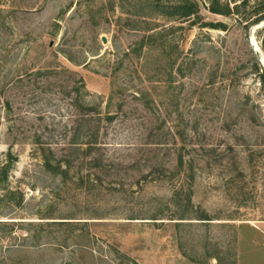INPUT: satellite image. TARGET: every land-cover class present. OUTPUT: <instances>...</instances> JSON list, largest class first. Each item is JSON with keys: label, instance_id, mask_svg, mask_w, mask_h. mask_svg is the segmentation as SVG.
Wrapping results in <instances>:
<instances>
[{"label": "rangeland", "instance_id": "rangeland-1", "mask_svg": "<svg viewBox=\"0 0 264 264\" xmlns=\"http://www.w3.org/2000/svg\"><path fill=\"white\" fill-rule=\"evenodd\" d=\"M185 1L0 0V264H264V0Z\"/></svg>", "mask_w": 264, "mask_h": 264}, {"label": "trees", "instance_id": "trees-1", "mask_svg": "<svg viewBox=\"0 0 264 264\" xmlns=\"http://www.w3.org/2000/svg\"><path fill=\"white\" fill-rule=\"evenodd\" d=\"M264 9V8H262ZM212 13L214 14H218V15H222L221 12L219 10H212ZM162 14L168 17H178L179 19H189L192 18L195 14H196V9L195 6L188 0H186L183 3H180L178 5H173V6H169L168 8L165 9V11H162ZM261 15L259 17V19L257 20V22H264V14H259ZM215 27V26H212ZM212 29H216V28H212ZM148 40H150V42H152L154 40L153 36H149ZM257 72L259 73V81L261 83V86L264 88V72L260 69H257ZM31 76H33L34 78L40 79L42 77H48V76H52L53 72H35V73H31ZM80 88H78L76 90L77 93H79ZM94 110H92L91 108H88L86 110V114H84V122L87 123H91L94 122V115H93ZM115 116H108L107 117V121H109L110 123L113 121ZM93 133V132H91ZM96 134H93V136H95ZM78 135V139H79ZM39 141L37 142V144H39ZM73 141H77L76 139V135L74 136ZM97 145L96 140H94L93 142H87V143H72L70 144L69 149H63L65 151L68 152V154H63L62 157H59L57 155V153L52 150L51 148H47L44 145L41 146V148L39 149V154L40 157L42 158V160L44 161V167L46 168V170L56 176H66V170L63 168V166L65 165H72V158L75 155H78V153H83L87 156H92L94 154L95 151V146ZM83 146H87V148L83 149ZM16 162V159L14 158V156L12 155L11 152L8 153L7 158H6V162L2 165L1 169H0V182L5 184L6 181H8V175L10 173V169L13 165V163ZM96 163V159H93L92 163ZM179 168L182 170H184L185 168H187V170L190 172L189 176H188V180H192L194 179L193 173H194V166L193 164L190 165H186L185 166V162H184V157L181 155L179 158V164H178ZM191 200L190 197L187 198V201L189 202ZM184 220V219H181ZM202 221H210L208 219V217L206 216H200V219ZM16 223H24V222H13V224ZM32 224V223H30Z\"/></svg>", "mask_w": 264, "mask_h": 264}, {"label": "crops", "instance_id": "crops-1", "mask_svg": "<svg viewBox=\"0 0 264 264\" xmlns=\"http://www.w3.org/2000/svg\"><path fill=\"white\" fill-rule=\"evenodd\" d=\"M253 227V230L255 231L256 233V238L257 240H259L258 244H253L251 242H247L249 244V249H252L254 248L253 251H255L258 247L260 248H263L264 249V222L258 224L257 226H252Z\"/></svg>", "mask_w": 264, "mask_h": 264}, {"label": "water", "instance_id": "water-1", "mask_svg": "<svg viewBox=\"0 0 264 264\" xmlns=\"http://www.w3.org/2000/svg\"><path fill=\"white\" fill-rule=\"evenodd\" d=\"M106 41H107L106 38H103V42L106 43Z\"/></svg>", "mask_w": 264, "mask_h": 264}]
</instances>
